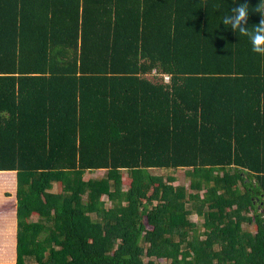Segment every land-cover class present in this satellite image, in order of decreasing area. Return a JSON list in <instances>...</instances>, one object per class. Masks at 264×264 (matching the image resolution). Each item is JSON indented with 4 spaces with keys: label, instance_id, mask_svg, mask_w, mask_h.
Returning <instances> with one entry per match:
<instances>
[{
    "label": "trees",
    "instance_id": "obj_1",
    "mask_svg": "<svg viewBox=\"0 0 264 264\" xmlns=\"http://www.w3.org/2000/svg\"><path fill=\"white\" fill-rule=\"evenodd\" d=\"M234 4L0 0V264H264V55Z\"/></svg>",
    "mask_w": 264,
    "mask_h": 264
},
{
    "label": "clouds",
    "instance_id": "obj_2",
    "mask_svg": "<svg viewBox=\"0 0 264 264\" xmlns=\"http://www.w3.org/2000/svg\"><path fill=\"white\" fill-rule=\"evenodd\" d=\"M256 11L262 17L261 22L255 27L254 31L249 32L248 28L244 27V23L249 16V5L235 0L234 6L230 8V14H225L222 18V23L225 29L232 30L233 32L247 34L254 53L264 55V0H259L256 6Z\"/></svg>",
    "mask_w": 264,
    "mask_h": 264
},
{
    "label": "rangeland",
    "instance_id": "obj_3",
    "mask_svg": "<svg viewBox=\"0 0 264 264\" xmlns=\"http://www.w3.org/2000/svg\"><path fill=\"white\" fill-rule=\"evenodd\" d=\"M154 173H161V174H175V175H178L179 176V181L177 182V184H184V185H187L189 188H190V185H191V182H190V179H188L187 175H186V171L184 169H181V170H176V171H169V170H153ZM105 173L104 170H98L97 172L93 173V172H90L87 174V179H90L91 177H96V176H99V175H103ZM191 189V188H190ZM55 190H61V188L59 187V185L57 184ZM204 193V191H203ZM107 200H109V197L107 196L106 197ZM111 204V203H110ZM193 221L195 222H200V218L198 216H194L193 217ZM248 227V226H246ZM251 230L252 231H255L254 227H251Z\"/></svg>",
    "mask_w": 264,
    "mask_h": 264
},
{
    "label": "built area",
    "instance_id": "obj_4",
    "mask_svg": "<svg viewBox=\"0 0 264 264\" xmlns=\"http://www.w3.org/2000/svg\"><path fill=\"white\" fill-rule=\"evenodd\" d=\"M169 79V78H168Z\"/></svg>",
    "mask_w": 264,
    "mask_h": 264
}]
</instances>
